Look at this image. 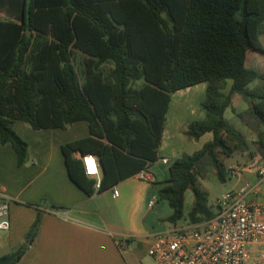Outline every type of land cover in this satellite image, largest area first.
<instances>
[{"label": "trees", "instance_id": "trees-1", "mask_svg": "<svg viewBox=\"0 0 264 264\" xmlns=\"http://www.w3.org/2000/svg\"><path fill=\"white\" fill-rule=\"evenodd\" d=\"M262 20L264 0H22L16 22L0 21V145L10 146L22 166L28 145L15 122L33 130L86 122L89 135L62 145L61 153L69 179L90 196L95 181L75 153L98 158L97 192L134 176L158 159L171 95L206 83L199 105L205 118L185 123L183 134L193 140L211 134V140L173 160L157 194L175 224L190 189L188 220L207 221L215 213L197 184L200 163L208 161L225 181L219 154H254L224 118L233 94L247 104L255 153L264 154V74L245 67L247 52L264 55ZM40 221L39 212L10 264L32 243Z\"/></svg>", "mask_w": 264, "mask_h": 264}, {"label": "crops", "instance_id": "crops-1", "mask_svg": "<svg viewBox=\"0 0 264 264\" xmlns=\"http://www.w3.org/2000/svg\"><path fill=\"white\" fill-rule=\"evenodd\" d=\"M21 7L22 0H0V21L16 22ZM258 39L264 41V20ZM248 61L252 70L264 74V55L249 51L245 67ZM228 87L226 84L224 91ZM205 89L206 83H199L175 92L179 95L174 103L170 97L158 159L145 169L153 177L151 183L134 175L90 196L69 179L61 153L62 145L89 135L86 122H75L65 129L44 130H33L22 122H15L13 129L28 149L25 163L17 166L12 148L0 145V197L10 202V229L0 233V259L18 249L40 212L41 221L34 240L13 264H156L148 255L153 237L159 234L151 232L156 225L154 219L153 223H147L148 217L156 214L154 207L149 206L154 198V188L149 184L164 182L169 164L180 156L178 133L182 125L189 119L192 122L205 118L199 107ZM230 108L235 115L241 114L233 106ZM247 155L240 153L243 162L227 168L228 172L236 167L241 169L240 176L229 175L234 181L230 191L248 185L246 201L264 203V177L260 179L254 171L264 161V154ZM161 159H167L168 164H162ZM157 164L158 168L152 170ZM113 187L117 197L112 196Z\"/></svg>", "mask_w": 264, "mask_h": 264}, {"label": "built area", "instance_id": "built-area-1", "mask_svg": "<svg viewBox=\"0 0 264 264\" xmlns=\"http://www.w3.org/2000/svg\"><path fill=\"white\" fill-rule=\"evenodd\" d=\"M75 158L82 163L85 175L95 181L94 191H98L102 175L98 158L79 153ZM161 163L166 165L168 160L161 159ZM254 171L260 179L264 177V161L256 165ZM229 173L237 177L241 169L236 167ZM135 176L141 181L153 179L145 170ZM248 190L245 185L214 199L210 205L215 215L207 221L186 220L156 234L148 255L156 264H264V203L246 201ZM112 196H118L114 187ZM9 203L0 197V233L10 229ZM155 203L156 199L152 198L149 206Z\"/></svg>", "mask_w": 264, "mask_h": 264}, {"label": "rangeland", "instance_id": "rangeland-1", "mask_svg": "<svg viewBox=\"0 0 264 264\" xmlns=\"http://www.w3.org/2000/svg\"><path fill=\"white\" fill-rule=\"evenodd\" d=\"M260 44H261V46H264V41H262ZM82 60H83V56H81L80 54H77L76 55V63L81 64ZM246 67L252 69L249 65V61L246 64ZM230 83H231L230 81H227L228 86L230 85ZM136 84L141 85L142 82L139 81V82H136ZM257 84H258V81H254L248 85V88L254 89ZM225 92H227V91H225ZM182 93L183 92H181V94ZM178 95L179 94H177V93H174L171 95V103H174L177 100ZM195 97L196 96L192 97L193 102H195L197 100V98H195ZM193 102H192V105H193ZM231 106H233V108L235 109V112H237V114L241 113V115H243V120L245 122V125L242 122V120L240 119V117L235 115L234 111L232 112L231 108H228L225 111V114H224L225 119L227 120L228 124L231 127H233L236 131L243 134V136L247 139V141L249 143L251 152L255 153L257 151V147L254 144V141L256 140V135L254 133L255 121L252 119V116L245 111L247 109V104L243 101V99L241 98V96L239 94H233V96L231 98ZM191 120H193V119H191ZM191 120L189 119V121L188 120L187 121L191 122ZM184 122H186V121H184ZM184 122L182 121V123H184ZM183 130H184V125H182L181 130L178 133V139L180 141V144H179L180 154L181 153L191 154V153L199 150L202 147L204 142L211 140V134H206L198 140L189 139L188 137H186V135L183 134ZM239 154H240V152L234 153L229 158H226L222 154H219V156H218L219 160L221 161V163H222V165L226 171V174H227L225 181L219 180L218 176L215 174L213 167L211 166V164L208 161L205 160V161L201 162L200 165L198 166L199 177H198L197 184L202 189L207 191V193L209 195V203L210 204L214 199L221 196L223 193L229 192L231 190V188L233 187L234 181L230 180V178H229L230 173L227 171V168L229 166H234L237 163L243 162L239 158ZM247 154H248L247 156H249V153H247ZM156 168H158V164L154 165L152 167V170L155 171ZM149 185L152 188H154L153 195H154V198L156 199V203L154 204L153 207H154V211L156 214L153 215L152 218L148 217L147 223L148 224L153 223V219H154L153 224H156V225L154 226L153 229H151V232L152 233H162L170 225V223L167 221V219L171 215V209H170L167 201L159 199L158 194H157V190L161 185H163V182L159 181L158 183L149 184ZM192 202H193V193L190 189H188L184 194L183 216L177 222V224H182V223H184V221L188 220L187 215L192 208Z\"/></svg>", "mask_w": 264, "mask_h": 264}, {"label": "water", "instance_id": "water-1", "mask_svg": "<svg viewBox=\"0 0 264 264\" xmlns=\"http://www.w3.org/2000/svg\"><path fill=\"white\" fill-rule=\"evenodd\" d=\"M98 164H99V167H100V171L102 173L103 172V168H102L100 162ZM17 254H18V250H16L12 254L0 259V264H10L16 258Z\"/></svg>", "mask_w": 264, "mask_h": 264}, {"label": "snow or ice", "instance_id": "snow-or-ice-1", "mask_svg": "<svg viewBox=\"0 0 264 264\" xmlns=\"http://www.w3.org/2000/svg\"><path fill=\"white\" fill-rule=\"evenodd\" d=\"M94 170V169H93Z\"/></svg>", "mask_w": 264, "mask_h": 264}]
</instances>
